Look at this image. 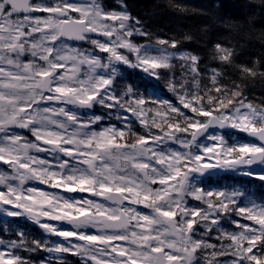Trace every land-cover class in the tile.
I'll list each match as a JSON object with an SVG mask.
<instances>
[{
	"label": "snow or ice",
	"instance_id": "obj_1",
	"mask_svg": "<svg viewBox=\"0 0 264 264\" xmlns=\"http://www.w3.org/2000/svg\"><path fill=\"white\" fill-rule=\"evenodd\" d=\"M115 3L0 0V230L15 236H0V264L38 250L50 264H264V196L250 191L264 188V105L244 91L264 79L259 61L215 44L211 59L240 76L223 83V69L201 72L199 56L169 51L180 41ZM126 69L144 76L129 83ZM231 214L252 223L226 230Z\"/></svg>",
	"mask_w": 264,
	"mask_h": 264
},
{
	"label": "trees",
	"instance_id": "obj_2",
	"mask_svg": "<svg viewBox=\"0 0 264 264\" xmlns=\"http://www.w3.org/2000/svg\"><path fill=\"white\" fill-rule=\"evenodd\" d=\"M125 3L131 15L137 17L153 36L180 41L177 49H169V51H185L199 56L201 72L209 68L223 69L225 73V77L222 78L223 83L239 80L240 76L238 70L211 59L213 46L217 43L236 50L237 55L234 59L237 64L252 67L254 61H259L258 66L264 71V6L260 0H125ZM143 39L141 37L142 41ZM174 63L177 65L174 71L179 77L181 61L177 60ZM249 81H245L244 89L248 100L264 105V79L249 78ZM160 96L161 99L178 103L176 97L167 90L161 92ZM184 111L188 112L187 109ZM151 115L152 113H149V116ZM153 131L157 130L153 129ZM236 179L248 180L246 177H236ZM224 182L229 183L228 180ZM250 191L257 198L264 196V188H261L259 181L251 182ZM231 216L233 219L235 214ZM28 232L31 233L29 240L38 233L36 228L31 226L30 230H26V234ZM0 236L7 239L10 237V232L4 233L0 230ZM212 242L220 241L213 239ZM227 242L224 241L226 244ZM35 256L34 252L23 255L30 264H40L41 259L36 260ZM224 258L227 257H217V259ZM32 260H36L35 263H32ZM67 264H77V262Z\"/></svg>",
	"mask_w": 264,
	"mask_h": 264
},
{
	"label": "flooded vegetation",
	"instance_id": "obj_3",
	"mask_svg": "<svg viewBox=\"0 0 264 264\" xmlns=\"http://www.w3.org/2000/svg\"><path fill=\"white\" fill-rule=\"evenodd\" d=\"M103 3H104L107 7H109V8L117 7V5H116V3H115V0H103ZM133 39H135L137 42H140L138 36L134 37ZM69 43H73V42H69ZM61 71H62V70H61ZM125 71H126V74H127V77H128V82H129V83H135V82L139 81V79H140L141 77L144 76V73H142V72H140V71H133V70H131V69H126ZM92 111H94L96 114H103V113L106 112L107 110L102 109L101 107L97 106V107H95ZM102 123H112V124H117V125H119V121H117V120H115V119H113V120H111V121H104V122H102ZM136 130H137V131H141V132L143 131V129H142L139 125H137ZM26 134H27V133H26ZM27 135L30 136V134H27ZM229 138H230V137H229ZM6 167H7V166H5V165H3L2 163H0V169L6 168ZM41 186H42V188H46L45 185H41ZM49 191H52V190L49 189ZM66 195H76V196H85V197H88V196H89L88 193H86V194H84V193H75V194H66ZM93 199H99V198H93ZM190 203H196V204H198L199 202L191 201V200H190ZM141 209L144 210V211H146V212L148 211L147 209H143L142 207H141ZM15 222H16V223H22V225L24 226V228H25L26 230H28L29 226L33 227V225H35V224H33L31 221H28V220H26V219H24V218H15ZM57 223H59V222H57ZM222 224H223V223H222ZM62 226H63V227H66V228H70V227H71L70 225H67V224H63ZM34 228H36V231L38 232V233L36 234V237H39V234L42 235V230L39 229L38 226H35ZM29 230H30V229H29ZM89 231H95V230H94V229H89ZM201 231H203V229H201ZM11 233H12V232H11ZM14 238H15V236L13 235V239H14ZM29 238H30V237H29ZM51 238H55V237H51ZM41 252H45V251H41ZM20 253H21L22 255L27 254L26 251H20ZM36 255H37V254H36ZM44 256L47 257V252L44 253ZM46 264H48V263H46Z\"/></svg>",
	"mask_w": 264,
	"mask_h": 264
},
{
	"label": "rangeland",
	"instance_id": "obj_4",
	"mask_svg": "<svg viewBox=\"0 0 264 264\" xmlns=\"http://www.w3.org/2000/svg\"><path fill=\"white\" fill-rule=\"evenodd\" d=\"M173 96V95H172ZM227 136V135H226ZM230 139V138H229ZM242 139V138H241ZM244 140V139H242ZM225 183V182H224ZM225 185H227V183H225ZM236 187H240L239 185H235ZM38 187L42 188L41 185H38ZM86 194V193H84ZM139 210L141 211H144L141 209L142 206H137ZM146 212V211H144ZM233 220H240L242 223H245V224H251L252 222L251 221H247V220H242L241 218H233ZM52 223H57V222H52ZM36 225H33V227H35ZM226 230H229V229H226ZM236 231H239V230H236ZM30 233V232H28ZM13 238V233L10 235L9 238L5 239V240H8V239H12ZM52 240H58V241H61L62 242V238H59V237H55V238H51ZM36 253L37 255L34 257V259L36 260H39L41 259V261H45V258H48V260L46 261V263L50 264L51 262V257L49 255V253H47V257L44 256V253L45 252H41V251H36L34 252ZM63 257H64V261H65V264L67 263H74V262H77V264H80V258L78 256H73L71 254H62ZM225 259V258H224ZM36 260H32L31 262L32 263H35Z\"/></svg>",
	"mask_w": 264,
	"mask_h": 264
},
{
	"label": "water",
	"instance_id": "obj_5",
	"mask_svg": "<svg viewBox=\"0 0 264 264\" xmlns=\"http://www.w3.org/2000/svg\"><path fill=\"white\" fill-rule=\"evenodd\" d=\"M223 132H237V131L234 129H225V130H223ZM240 134L247 137L246 134H244V133H240ZM247 138L251 139L250 137H247ZM256 142H258V141H256Z\"/></svg>",
	"mask_w": 264,
	"mask_h": 264
}]
</instances>
